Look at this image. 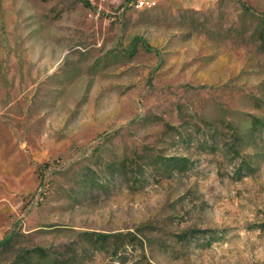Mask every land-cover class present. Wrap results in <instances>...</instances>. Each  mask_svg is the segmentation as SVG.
Instances as JSON below:
<instances>
[{
    "label": "rangeland",
    "instance_id": "1",
    "mask_svg": "<svg viewBox=\"0 0 264 264\" xmlns=\"http://www.w3.org/2000/svg\"><path fill=\"white\" fill-rule=\"evenodd\" d=\"M175 5L0 0V264H264V0Z\"/></svg>",
    "mask_w": 264,
    "mask_h": 264
},
{
    "label": "crops",
    "instance_id": "2",
    "mask_svg": "<svg viewBox=\"0 0 264 264\" xmlns=\"http://www.w3.org/2000/svg\"><path fill=\"white\" fill-rule=\"evenodd\" d=\"M177 8L181 10H196L201 11L208 9L214 3V0H170Z\"/></svg>",
    "mask_w": 264,
    "mask_h": 264
},
{
    "label": "built area",
    "instance_id": "3",
    "mask_svg": "<svg viewBox=\"0 0 264 264\" xmlns=\"http://www.w3.org/2000/svg\"><path fill=\"white\" fill-rule=\"evenodd\" d=\"M158 3V0H135L133 5L136 9H151Z\"/></svg>",
    "mask_w": 264,
    "mask_h": 264
},
{
    "label": "trees",
    "instance_id": "4",
    "mask_svg": "<svg viewBox=\"0 0 264 264\" xmlns=\"http://www.w3.org/2000/svg\"><path fill=\"white\" fill-rule=\"evenodd\" d=\"M135 0H125V2L126 3H130V2H134ZM245 7V11L246 12H250V8H248V7H246V6H244ZM261 19H262V22H263V24H264V14L263 15H261ZM145 49H147V50H150V48L147 46V44H145ZM8 240V238H6L4 241H7Z\"/></svg>",
    "mask_w": 264,
    "mask_h": 264
}]
</instances>
